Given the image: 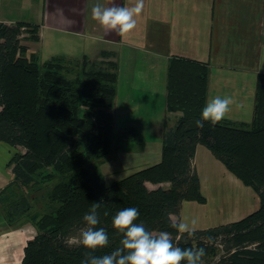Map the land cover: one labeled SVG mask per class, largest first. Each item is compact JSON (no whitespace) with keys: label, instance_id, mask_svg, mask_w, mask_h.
<instances>
[{"label":"trees","instance_id":"1","mask_svg":"<svg viewBox=\"0 0 264 264\" xmlns=\"http://www.w3.org/2000/svg\"><path fill=\"white\" fill-rule=\"evenodd\" d=\"M24 40L38 42L40 25L0 22V142L23 149L10 161L13 180L0 190V211L9 226L30 222L36 229L21 264H81L89 250L70 238L79 236L83 214L101 198L110 214L101 215L97 227L108 231L109 244L89 254L104 255L120 245L112 215L135 206L137 222L154 234L168 231L182 248L203 247V258L214 257V264H264V73L257 75L250 124L222 119L198 127L207 102L208 63L173 57L166 113L179 116L173 126L165 119L160 162L108 184L104 162L123 144L142 138L135 127L115 134L117 58L106 52L99 60L58 55L40 61ZM198 145L251 187L260 206L239 221L189 236L173 227L178 222L172 216L184 201H206L194 163ZM146 183L169 187L150 189ZM29 189L38 192L21 194Z\"/></svg>","mask_w":264,"mask_h":264},{"label":"crops","instance_id":"2","mask_svg":"<svg viewBox=\"0 0 264 264\" xmlns=\"http://www.w3.org/2000/svg\"><path fill=\"white\" fill-rule=\"evenodd\" d=\"M5 1L13 3V0ZM101 2L106 6L131 7L137 0ZM263 4L264 0H143L135 28L120 34L104 29L91 19L89 0H33L34 11L41 10L36 22L41 26L40 40L23 43L29 54L40 61H43L45 50L51 57L58 56L50 49L51 42L59 44L63 39L76 44V50L66 52V56L73 59L99 60L103 53H113L118 61L115 122L122 117L129 125L126 127L138 129L141 141L129 143L139 146L135 152L151 155L152 160L147 162L151 166L161 160L166 117L168 126H173L179 116L166 113L167 67L175 56L208 63L207 101L215 96L232 98L230 110L223 119L237 124L252 122L256 79L259 73H264L259 70L264 61V20L257 21L255 8ZM18 21L0 18V22L8 24ZM255 26L260 27V33L255 31ZM256 47L258 51L255 52ZM145 130L150 131L152 141L157 145L154 153L149 151L151 141L143 140ZM17 152H23V149L0 142V190L13 180L10 161ZM194 163L205 204L184 201L179 215L172 216L173 220L188 224L191 231L218 226L221 211L206 215L209 211L207 186L215 193H227L224 185L231 184L255 202V191L231 173L205 146H197ZM146 185L150 189L169 187V183ZM222 199L227 205V196ZM251 205L252 208H242L236 215H245L246 209L255 211L257 206ZM193 219L195 224H192ZM234 219L237 218L219 222V225L237 221ZM35 234L33 225L13 228L0 217V264H21L24 248Z\"/></svg>","mask_w":264,"mask_h":264},{"label":"clouds","instance_id":"3","mask_svg":"<svg viewBox=\"0 0 264 264\" xmlns=\"http://www.w3.org/2000/svg\"><path fill=\"white\" fill-rule=\"evenodd\" d=\"M89 15L106 30L128 33L136 26V17L141 12L143 0H137L134 6H106L101 0H89ZM232 98L230 96H215L208 100L201 110L200 118L196 120L198 127H203L207 121L213 125L221 121L230 110ZM103 198L99 202H92L90 209L83 214L84 226L79 229L77 239L89 252L81 259V264H203L202 257L205 249L194 247H180L174 244L168 231L153 233L144 223L137 222L140 211L135 206L124 207L112 215V227L122 233L120 245L110 253L93 255L97 249L105 248L109 244V233L100 224L101 215L110 213L105 207ZM103 210V211H102ZM195 219L192 224H195ZM179 232L193 235L186 223L173 225Z\"/></svg>","mask_w":264,"mask_h":264},{"label":"rangeland","instance_id":"4","mask_svg":"<svg viewBox=\"0 0 264 264\" xmlns=\"http://www.w3.org/2000/svg\"><path fill=\"white\" fill-rule=\"evenodd\" d=\"M32 1L33 0H13V3H10L9 1L7 2L5 0H0V18L1 19L2 18H14V19L16 18V20L28 22V23H30V21L31 23L38 22V19H40V16H41V10L39 9L38 12L34 11L35 9L32 6ZM256 5L257 4H255V7ZM257 8H255V16H256L257 21L259 22L260 20H264V4L263 6H258ZM256 30L258 33L261 32V29L259 26L257 27L255 26V31ZM23 42L29 43V41H26V40H24ZM51 43L52 45L50 49H52L53 50L52 52H55L58 55H66V52H68L69 50H73V49L76 50V44L71 43L69 40H66V39H63L59 44H57L55 41H52ZM256 51H258L257 47L255 48V52ZM47 52L48 51L46 50L43 51V55H42L43 61L51 58V56H49ZM91 60H95V59H91ZM260 67L261 68H259V70H263L262 72H264V61L260 63ZM126 126H129L127 121H124L122 120V117H119L117 121L115 122V134L118 135ZM145 134L143 132V135H144L143 140L147 139L151 141V144H149V151L151 153L152 152L154 153V150L157 145L155 144V142L152 141L153 135L150 134V131L148 130H145ZM138 148L139 146L137 144L126 143V144H123V147L121 150L113 154L114 156H110L107 158V160L104 162L103 166L101 167V172L103 176L105 177L108 184L116 180H119L127 175H130L137 170L145 168L146 166H148V164H151V163H147L152 160L150 157L151 155L143 154L140 151L135 152V150H138ZM148 157H150V159ZM224 186L227 187V193H223V192L220 193V191L215 193V191L211 189L210 186H207L205 189L206 190L205 194L209 197V206H208L209 211L207 212L206 215L207 216L211 215V212L214 213L217 210L221 211L220 221H217L216 223L218 224V226H220L219 222H225L226 220H231L232 218H237V219H234L237 221L245 218L246 216L254 212V210L250 212L248 211V209H246L247 211H244L245 215H240V213L236 215V213L241 212L240 210L242 208H246V207L252 208L251 204L254 205L253 208L257 206L255 211L259 208L258 206H260V199L256 192L254 196L255 197V202H254L253 199L246 198L242 191H240L239 189L233 188L232 187L233 185L227 184ZM37 192H34L33 189H29L28 191L27 190L21 191V194L24 193L28 197H31L32 195L37 194ZM224 195H226L228 198L227 205H225V200L222 199ZM194 202H196V204H205V203H199L197 201H194ZM0 217L4 219L3 213L1 211H0ZM29 225H33V224L30 222H26L24 225H21L19 227L16 226L13 228H22V227L29 226ZM202 261H203V264H214V257L213 258L210 257L207 259H204L202 257Z\"/></svg>","mask_w":264,"mask_h":264}]
</instances>
